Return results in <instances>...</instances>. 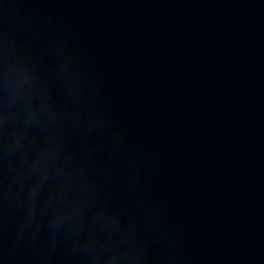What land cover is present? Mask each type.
<instances>
[{
	"label": "water",
	"instance_id": "water-1",
	"mask_svg": "<svg viewBox=\"0 0 264 264\" xmlns=\"http://www.w3.org/2000/svg\"><path fill=\"white\" fill-rule=\"evenodd\" d=\"M0 264H264V0H0Z\"/></svg>",
	"mask_w": 264,
	"mask_h": 264
},
{
	"label": "clouds",
	"instance_id": "clouds-1",
	"mask_svg": "<svg viewBox=\"0 0 264 264\" xmlns=\"http://www.w3.org/2000/svg\"><path fill=\"white\" fill-rule=\"evenodd\" d=\"M13 68L16 69L13 73ZM4 77H5V93L6 96L9 94V81L15 79L16 88L18 91H23L26 88L27 73L24 67L16 66L13 62L6 59L4 66ZM33 195H35V190H33Z\"/></svg>",
	"mask_w": 264,
	"mask_h": 264
}]
</instances>
